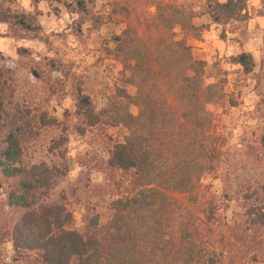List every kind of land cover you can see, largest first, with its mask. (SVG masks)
I'll use <instances>...</instances> for the list:
<instances>
[{
    "label": "trees",
    "instance_id": "trees-1",
    "mask_svg": "<svg viewBox=\"0 0 264 264\" xmlns=\"http://www.w3.org/2000/svg\"><path fill=\"white\" fill-rule=\"evenodd\" d=\"M213 5L207 6L212 22L225 24L244 19L247 0ZM157 10L155 26L162 32L144 35L127 27L117 38L114 57L122 70L105 106L78 99L76 132H125L121 141L106 138L105 157L94 166L116 194L90 189L95 204L85 206L82 231L72 227L65 196L53 197L68 172V127L49 142L48 152L58 161L34 159L43 129L55 120L16 100L11 73L0 68V176L9 182L8 206L20 212L10 236L26 264H224L211 240L212 209L201 220L173 196L188 194L193 201L222 156L204 108L213 97L212 86L203 89L204 63L171 36L180 27L200 37L206 27L173 7ZM235 61L245 68L252 63L247 55Z\"/></svg>",
    "mask_w": 264,
    "mask_h": 264
},
{
    "label": "rangeland",
    "instance_id": "rangeland-1",
    "mask_svg": "<svg viewBox=\"0 0 264 264\" xmlns=\"http://www.w3.org/2000/svg\"><path fill=\"white\" fill-rule=\"evenodd\" d=\"M225 1L0 0V68L11 73L16 100L55 120L43 129L34 159L58 161L48 152L49 142L68 127V172L53 197L65 196L75 230L84 228L85 206L95 204L90 189L109 186L107 175L94 168L96 159L105 157L106 138L121 141L125 134L108 128L76 132L78 99L87 97L97 109L105 106L122 70L114 57L117 38L127 27L144 35L162 32L155 26L157 7L168 6L206 27L200 37L180 27L171 36L204 63L203 89L212 86L213 95L204 108L222 152L193 201L188 194L173 196L201 220L212 209L211 240L224 264H264V0H247L241 21L213 23L208 4ZM244 55L252 61L248 68L235 61ZM130 111L137 114L134 107ZM3 140L0 133V150ZM8 187L0 176V264H26L12 245L10 231L20 212L8 206Z\"/></svg>",
    "mask_w": 264,
    "mask_h": 264
}]
</instances>
